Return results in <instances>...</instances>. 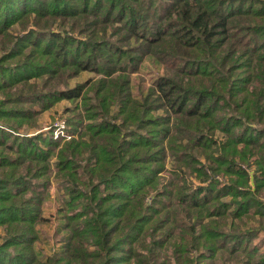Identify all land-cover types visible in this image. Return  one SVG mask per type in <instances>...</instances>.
<instances>
[{"label": "trees", "instance_id": "obj_1", "mask_svg": "<svg viewBox=\"0 0 264 264\" xmlns=\"http://www.w3.org/2000/svg\"><path fill=\"white\" fill-rule=\"evenodd\" d=\"M0 9V264H264V0ZM61 101L70 139L10 133ZM52 179L68 235L41 256Z\"/></svg>", "mask_w": 264, "mask_h": 264}, {"label": "rangeland", "instance_id": "obj_2", "mask_svg": "<svg viewBox=\"0 0 264 264\" xmlns=\"http://www.w3.org/2000/svg\"><path fill=\"white\" fill-rule=\"evenodd\" d=\"M1 13L2 10L0 9V15ZM161 74L162 67L155 59L147 58L144 60L139 70L131 74V91L133 96L138 99L143 95L145 96L153 81ZM95 77L94 73L82 72L74 79H71L69 85L73 86L76 83H82L87 79ZM72 108L73 104L69 101L58 102L37 116L32 122L33 127L25 124L17 133L10 132L11 130L8 132L17 136H31L40 132L45 136L52 137L53 140H68L72 136L70 133L74 131L73 128L78 129V122H73L71 125L67 124L69 119L72 120V113L65 110ZM217 136H221V134H217ZM167 168H170V164H167ZM216 178L222 183L226 181L225 177L218 176ZM57 184L58 182L52 179L49 187V197L42 205L45 220L37 226L39 239L34 243V247L41 256L61 251L63 241L68 235L67 231L63 228V214L58 211L57 197L61 194V191H58ZM193 184H197V181H194ZM253 242L263 251L264 233H260L257 238H254Z\"/></svg>", "mask_w": 264, "mask_h": 264}]
</instances>
